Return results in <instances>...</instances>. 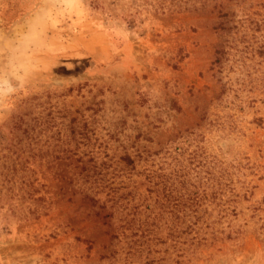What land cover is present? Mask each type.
Returning <instances> with one entry per match:
<instances>
[{
    "label": "rangeland",
    "instance_id": "374dc122",
    "mask_svg": "<svg viewBox=\"0 0 264 264\" xmlns=\"http://www.w3.org/2000/svg\"><path fill=\"white\" fill-rule=\"evenodd\" d=\"M233 37L264 45V0H0V264H264V55L218 72Z\"/></svg>",
    "mask_w": 264,
    "mask_h": 264
},
{
    "label": "trees",
    "instance_id": "16d2710c",
    "mask_svg": "<svg viewBox=\"0 0 264 264\" xmlns=\"http://www.w3.org/2000/svg\"><path fill=\"white\" fill-rule=\"evenodd\" d=\"M240 39H237L235 37H233L232 39H228L227 42L225 44H223L220 48L217 49L216 51V58L214 60V64L216 65V67H218V72L223 73L227 63L229 60H235V56L238 55L237 60L235 61L242 64L243 66H245L247 64L248 61H253L254 59H258L259 56L264 55V45L260 46L259 48L254 50V47H252V49H250V45L244 46V47H240ZM236 46L238 48H236ZM235 50V53L233 54V51ZM253 50L256 52L258 51L259 56H256V54L253 52ZM264 57V56H263ZM128 161H131L130 158H127ZM169 196V195H168ZM92 199V198H90ZM199 200V198H194V200ZM226 203H228V201H226ZM225 203V204H226ZM234 210V209H232ZM155 218L159 219L160 216H155ZM132 224H128L126 226V229H132ZM147 230L150 231V229L148 228Z\"/></svg>",
    "mask_w": 264,
    "mask_h": 264
}]
</instances>
